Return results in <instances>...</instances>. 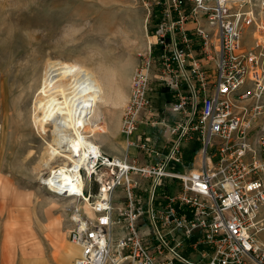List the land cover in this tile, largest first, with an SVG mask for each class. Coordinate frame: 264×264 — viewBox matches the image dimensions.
Wrapping results in <instances>:
<instances>
[{"label": "built area", "instance_id": "2783aa9c", "mask_svg": "<svg viewBox=\"0 0 264 264\" xmlns=\"http://www.w3.org/2000/svg\"><path fill=\"white\" fill-rule=\"evenodd\" d=\"M155 5L125 153L93 146L79 169L72 196L90 212L72 213L74 264H264V12L255 0Z\"/></svg>", "mask_w": 264, "mask_h": 264}, {"label": "rangeland", "instance_id": "374dc122", "mask_svg": "<svg viewBox=\"0 0 264 264\" xmlns=\"http://www.w3.org/2000/svg\"><path fill=\"white\" fill-rule=\"evenodd\" d=\"M256 1L264 12V0ZM161 10L155 0H0V254L5 264H31L40 256L45 264H63L62 247L75 246L69 232L77 205L55 197L39 180L40 173L49 174L63 159L53 153L52 129L38 117L45 65H80L106 76L115 91L123 89L127 99L106 120L117 126ZM186 27L191 31L194 25ZM252 31H243L247 48ZM156 101L164 110L165 101ZM124 143L111 137L102 150L108 154L115 147L117 154L111 156L119 157Z\"/></svg>", "mask_w": 264, "mask_h": 264}, {"label": "bare ground", "instance_id": "6f19581e", "mask_svg": "<svg viewBox=\"0 0 264 264\" xmlns=\"http://www.w3.org/2000/svg\"><path fill=\"white\" fill-rule=\"evenodd\" d=\"M105 78L80 65L49 61L38 85L39 121L43 127L52 129L53 153L63 158L49 174H39L40 184L55 197L71 200L72 205H77L75 212H90L84 200L72 196L84 189L79 169L85 164L87 151L93 146L101 148L98 141L102 130L108 129L107 118L115 116L113 110L119 109L126 100L123 89L115 91V86ZM121 133L126 148L129 139ZM130 154H135L134 148H130Z\"/></svg>", "mask_w": 264, "mask_h": 264}, {"label": "crops", "instance_id": "0c3cea01", "mask_svg": "<svg viewBox=\"0 0 264 264\" xmlns=\"http://www.w3.org/2000/svg\"><path fill=\"white\" fill-rule=\"evenodd\" d=\"M129 88H128V94L130 95V90H131V85H129L128 86ZM128 94H127V96H128ZM126 99H127V97H126ZM122 108V107H121ZM120 109V108H119ZM120 116H119V121H118V124H117V126H113V127H110L109 128V125H108V131L106 130V132H102V135L100 136V139L102 140H100L99 139V141H98V143L101 141L102 142V144H101V148H102V146L107 142L108 143V141L111 139V137L113 138V139H115V140H117V142L118 143H123L124 141H125V138H124V136L122 135V133H121V130H120ZM114 129V130H113ZM112 130V131H111ZM106 136H105V135ZM109 134V135H108ZM107 135H108V137H107ZM111 136V137H110ZM106 137H107V139H106ZM123 146H125V143H124V145ZM118 149H116L115 147H111L110 149H108V151H109V155H115V154H117L116 153V151H117ZM120 151V150H119ZM122 156V155H121ZM56 208H58V207H56ZM56 224L58 223V225L60 224V222L57 220L56 222H55ZM3 253L4 252H1V254H0V264H5V262L3 261ZM61 259H62V262H63V264H69V262L71 261V259L72 258H74V256H76L77 254H79V248L77 247V246H64V247H62V251H61ZM28 264V263H27ZM31 264H45L44 263V260L42 259V257L40 256V257H37L36 259H34L32 262H31Z\"/></svg>", "mask_w": 264, "mask_h": 264}, {"label": "trees", "instance_id": "16d2710c", "mask_svg": "<svg viewBox=\"0 0 264 264\" xmlns=\"http://www.w3.org/2000/svg\"><path fill=\"white\" fill-rule=\"evenodd\" d=\"M186 156H187V157H191L192 155H191V154H187Z\"/></svg>", "mask_w": 264, "mask_h": 264}]
</instances>
